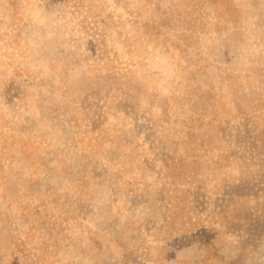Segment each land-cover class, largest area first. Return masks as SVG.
I'll list each match as a JSON object with an SVG mask.
<instances>
[{
	"label": "rangeland",
	"instance_id": "374dc122",
	"mask_svg": "<svg viewBox=\"0 0 264 264\" xmlns=\"http://www.w3.org/2000/svg\"><path fill=\"white\" fill-rule=\"evenodd\" d=\"M0 264H264V0H0Z\"/></svg>",
	"mask_w": 264,
	"mask_h": 264
}]
</instances>
